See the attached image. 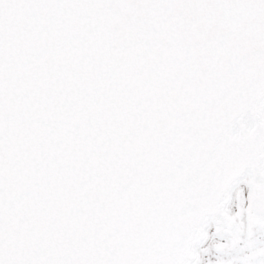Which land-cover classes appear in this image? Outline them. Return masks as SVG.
Segmentation results:
<instances>
[{"label": "snow or ice", "instance_id": "snow-or-ice-1", "mask_svg": "<svg viewBox=\"0 0 264 264\" xmlns=\"http://www.w3.org/2000/svg\"><path fill=\"white\" fill-rule=\"evenodd\" d=\"M0 264H264V0H0Z\"/></svg>", "mask_w": 264, "mask_h": 264}]
</instances>
